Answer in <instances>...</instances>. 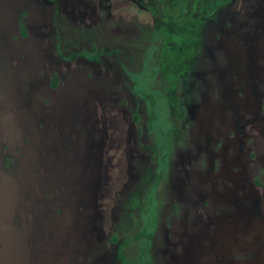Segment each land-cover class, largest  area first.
Masks as SVG:
<instances>
[{
	"label": "rangeland",
	"instance_id": "rangeland-1",
	"mask_svg": "<svg viewBox=\"0 0 264 264\" xmlns=\"http://www.w3.org/2000/svg\"><path fill=\"white\" fill-rule=\"evenodd\" d=\"M264 0H0V264H264Z\"/></svg>",
	"mask_w": 264,
	"mask_h": 264
},
{
	"label": "trees",
	"instance_id": "trees-1",
	"mask_svg": "<svg viewBox=\"0 0 264 264\" xmlns=\"http://www.w3.org/2000/svg\"><path fill=\"white\" fill-rule=\"evenodd\" d=\"M263 93H264V89H263Z\"/></svg>",
	"mask_w": 264,
	"mask_h": 264
}]
</instances>
